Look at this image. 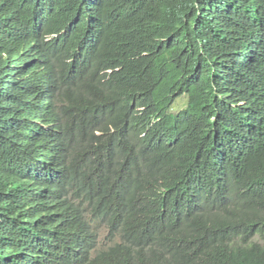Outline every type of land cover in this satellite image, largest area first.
Listing matches in <instances>:
<instances>
[{
    "label": "trees",
    "instance_id": "obj_1",
    "mask_svg": "<svg viewBox=\"0 0 264 264\" xmlns=\"http://www.w3.org/2000/svg\"><path fill=\"white\" fill-rule=\"evenodd\" d=\"M0 264H264V0H0Z\"/></svg>",
    "mask_w": 264,
    "mask_h": 264
},
{
    "label": "rangeland",
    "instance_id": "obj_2",
    "mask_svg": "<svg viewBox=\"0 0 264 264\" xmlns=\"http://www.w3.org/2000/svg\"><path fill=\"white\" fill-rule=\"evenodd\" d=\"M93 225H95L94 229L98 234L99 245L100 246L107 245L109 243V240L107 237L108 231H107L106 227L103 225V223H96Z\"/></svg>",
    "mask_w": 264,
    "mask_h": 264
}]
</instances>
